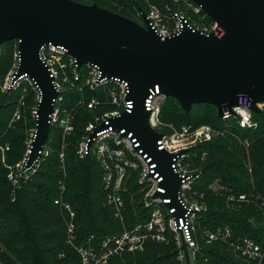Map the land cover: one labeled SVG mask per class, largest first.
Instances as JSON below:
<instances>
[{"label":"trees","instance_id":"obj_1","mask_svg":"<svg viewBox=\"0 0 264 264\" xmlns=\"http://www.w3.org/2000/svg\"><path fill=\"white\" fill-rule=\"evenodd\" d=\"M83 3H97L116 13L140 23L141 11H148L146 0H77ZM163 9L169 6L178 9L174 0H153ZM203 13H206L203 11ZM134 15L138 16V19ZM192 20L198 15L188 9ZM207 23L212 18L206 14ZM17 40L0 45V78L11 64L12 51ZM28 81L16 89L0 91V141L10 143L8 162L15 161L23 150L25 133L31 124L30 107L35 103V92ZM23 100L20 97L22 92ZM93 91L65 93V104L73 105L83 95L87 98ZM38 104V99L36 100ZM21 103L27 104L18 121L8 127L14 110ZM20 107V106H19ZM101 109L91 111L85 106L75 110V129L66 136V147L62 153V128L52 125L47 142L53 150L43 159L40 168L19 185H12L8 179V167L1 160L0 152V262L2 264H81L78 253L65 243V217L55 200L65 187L64 199L76 211L77 233L81 238L95 234L98 239L119 232L120 224L104 205L106 190L103 186V170L94 155L80 158L75 148L76 141L85 133V126L92 115ZM21 111V110H20ZM161 118L178 127L210 124L220 131L211 141L196 145L194 161L198 163L200 176L195 190L207 192L208 208L199 216L198 225L215 228L227 225L235 235H244L264 243V209L256 200L258 194L264 198V109L253 112L256 127L243 128L239 118L218 115L217 107L209 103L194 104L186 112L173 97H166L162 105ZM243 141L249 143L245 146ZM250 162V166L248 163ZM218 180L235 197L250 194L255 202L240 211L227 205L224 196L214 194L209 186ZM135 188V187H134ZM125 198L129 197L127 190ZM259 202V203H258ZM112 264H181L173 241L148 243L145 250L124 253L112 259ZM196 264H252L237 256L223 242L204 244L196 253Z\"/></svg>","mask_w":264,"mask_h":264},{"label":"water","instance_id":"obj_2","mask_svg":"<svg viewBox=\"0 0 264 264\" xmlns=\"http://www.w3.org/2000/svg\"><path fill=\"white\" fill-rule=\"evenodd\" d=\"M193 1L221 27V35L186 26L181 33L164 37L151 27L144 11L140 10L142 24L97 3L0 0V45L19 40L21 61L14 77L29 73L40 90L23 173L41 158L50 133L58 91L40 49L52 42L67 47L79 66L97 64L104 76L129 82L135 106L114 118L113 124L134 132L158 162L167 195L178 203L181 178L171 167L174 155L158 150L161 134L148 122L144 102L150 88L159 85L160 92L175 98L186 112L194 104H213L221 117L225 111L235 113L240 95L251 99L253 112L264 103V0ZM183 249L188 261L185 245Z\"/></svg>","mask_w":264,"mask_h":264},{"label":"built area","instance_id":"obj_3","mask_svg":"<svg viewBox=\"0 0 264 264\" xmlns=\"http://www.w3.org/2000/svg\"><path fill=\"white\" fill-rule=\"evenodd\" d=\"M146 1L148 11L145 13L150 25L164 37L179 34L186 26L205 34L223 33L216 22L203 21L206 13H203L202 7L193 0H174L179 6L178 9H171L167 5L163 9L153 0ZM188 9L197 14L200 20H192L188 16ZM18 46L19 40L16 42L13 66L6 77L3 90L16 89L23 81H28L37 91L39 101V87L29 73L19 78L14 77L21 61ZM40 58L47 65L58 91V96L54 99L51 126L58 125L65 135H69L75 129L77 107L85 106L91 111L102 110L85 126V133L76 151L80 158L92 154L99 161L103 170V186L106 190L105 202L113 216L122 222V228L119 232L109 234L102 239H95V236L91 235L84 242H78L77 224L74 222L76 211L70 203H62L56 199L55 203L63 204L70 219L67 227L69 239L74 245L77 243L81 264H112L113 258L124 253L144 251L148 243L170 241L175 243L181 264H196V253L200 249L197 238L200 226L197 216L207 210V205L197 203L189 197L191 192H198L195 190V182L200 176L199 169L193 170L194 155H196L193 148L211 141L220 134V131L207 123L198 126L168 127L161 118L162 105L166 97L160 92L159 85L150 88L144 102L146 110L149 111V125L161 134L156 141L158 150H165L174 155L171 167L181 178V187L177 194L178 203L173 204V198L167 195V187L163 184L165 177L159 170L158 162L141 146L140 140L132 130L113 124L114 118L124 112H132L135 106L134 100L129 96L131 92L129 82L120 77L104 76L97 64L79 66L77 59L61 44L52 42L44 44L40 49ZM72 89L83 93L87 89L95 93L87 98L83 95L76 99L73 105H66L64 95ZM233 110L234 114L225 111L222 117L228 118L232 115L238 117L243 128L257 126L252 120V101L248 96L240 95L238 104ZM20 116L21 111L18 108L15 118L18 119ZM93 133L95 135L92 137ZM63 155L61 154L62 157ZM135 173L138 174L137 187L142 193L139 202L141 210L135 218L128 221L124 191L127 190V183ZM209 188L212 189V185ZM61 189L64 190L63 185ZM179 210L181 213L176 215ZM204 234L207 244L223 242L237 256L251 263L264 262V247L253 238L236 236L229 226L205 228ZM183 245L188 252V261Z\"/></svg>","mask_w":264,"mask_h":264},{"label":"rangeland","instance_id":"obj_4","mask_svg":"<svg viewBox=\"0 0 264 264\" xmlns=\"http://www.w3.org/2000/svg\"><path fill=\"white\" fill-rule=\"evenodd\" d=\"M179 8V6H178ZM135 18L138 19V16L137 15H134ZM196 21H199L200 18L198 17V19H195ZM204 22H206L205 20H203ZM14 53L15 51H12V59H11V64L9 65V67L5 70V72L2 74L1 78H0V91L1 92H6L3 90V85L5 83V80H6V77L9 73V71L11 70L12 66H13V61H14ZM32 90L35 92V90L32 88ZM23 94H25V92L23 91L22 94H21V101L23 100ZM34 100H35V103L33 104V106L30 107V115H31V124L29 125V127L27 128L26 130V133H25V138H24V145H23V150L21 151V153L19 154V157H17V159L15 161H11V163L8 162V153L10 151V146L11 144L10 143H4L2 141H0V152H1V160L2 162L4 163V165L6 167H8V179L12 182V185H14V187L16 185H19L21 179H23L26 175H29L28 178L26 179H29V177L34 173V170H37L40 168V165H41V162L43 161V159L45 157H47L51 151L53 150V146L52 144H49L48 142L46 143V146H45V149H44V152L40 158V160L38 161V163L34 166L33 169L31 170H28L27 172L23 173L22 172V166H23V162L26 158V156L28 155V149L31 145V141H32V137H33V133L36 129V115H35V109H36V106H37V93L35 92V96H34ZM20 106V107H19ZM27 107V104L25 105L24 103H21V105H17L16 109L14 110V113L12 115V118L10 120V123L8 125V127H11L15 121H18L17 118H15V113L16 111L18 110V108H20L21 110V114H22V117L24 115V110L26 109ZM260 107L264 109V103L263 104H260ZM102 110H99V111H96L92 117L89 119V120H92L94 118V115L97 114V113H101ZM164 123L170 127L171 125H174L176 128H178V126H176L175 124L173 123H169V122H165ZM58 126V125H56ZM59 127V126H58ZM61 128V127H60ZM62 153L61 154H64V149L66 147V136L64 131L62 130ZM82 138V137H81ZM81 138H78V140L76 141V145H75V148L77 149V146L79 144V141L81 140ZM243 143H245V146L248 147L249 143L247 141H243ZM7 147H9V149H7ZM195 164V167H193L195 170L199 169L198 168V163H194ZM198 165V166H197ZM250 162L248 163V166H250ZM195 170V171H196ZM137 179H138V174L135 173L132 175L131 179L128 181L127 183V191L129 193V197L126 198L127 200V220H132L133 218H135V216H137V214L140 212L141 210V207H140V200L142 198V193H141V190L137 187ZM212 185V189H210L211 191L209 192H212L214 194H219L221 196H224L227 200V205L229 208L233 209L234 211H240L242 210L245 206L249 205L250 203L252 202H255L254 200L255 199H252L251 195L250 194H242L240 196H235L234 198H232V193L229 192V189L226 188L224 185H222L218 180H215L213 181V183L211 184ZM135 187V188H134ZM64 191H65V187H64V190L61 189V193H60V196L57 198L59 199L62 203H69L67 202L63 195H64ZM198 191V190H197ZM207 192H191L189 197L191 200H194V201H197V203H205L207 205V208H208V204H207V201H206V197H207ZM203 194V195H201ZM260 200L261 203H259V206L261 208L264 209V198L260 196V194L257 195L256 197V200ZM62 203H59L57 204L58 206H60L61 210L63 211L64 213V217H65V243L72 247L73 250H75L79 257H80V261H81V255H80V252L77 248V243L76 245H74V243H72L69 239V232H68V222H69V218H68V215H67V212L65 211L64 209V206ZM104 205L110 210L109 206L106 204V202L104 201ZM72 206V205H71ZM73 208V206H72ZM74 209V208H73ZM75 210V209H74ZM111 211V210H110ZM205 212V211H203ZM203 212H200L197 216V219L199 218V216H201V213ZM77 217V215H76ZM75 217V223L77 224V218ZM115 220H117L120 224V229L122 228V222L118 219L115 218ZM198 222V220H197ZM199 223V222H198ZM218 226H227V225H218ZM217 226V227H218ZM205 228H209V229H212L210 227H205V226H202L199 228L198 230V234H197V238H198V242H199V245L200 247L203 246L204 244H206L205 242V238H204V229ZM77 234V237H78V242H84V240L91 236V235H94L95 234H90L84 238H81L78 233L76 232ZM236 236H240V237H250V236H244V235H236ZM252 238V237H250ZM95 239H98L96 236H95ZM254 239V238H253ZM255 240V239H254ZM256 241V240H255ZM259 243V242H258ZM262 245V247H264V243H260ZM0 264H2L0 262ZM252 264H259V262H253ZM262 264H264V262H262Z\"/></svg>","mask_w":264,"mask_h":264}]
</instances>
